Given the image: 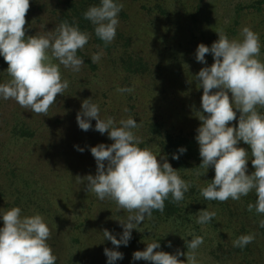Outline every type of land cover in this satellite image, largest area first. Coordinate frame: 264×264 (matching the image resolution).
Instances as JSON below:
<instances>
[{
    "label": "rangeland",
    "instance_id": "obj_1",
    "mask_svg": "<svg viewBox=\"0 0 264 264\" xmlns=\"http://www.w3.org/2000/svg\"><path fill=\"white\" fill-rule=\"evenodd\" d=\"M44 1L30 0L26 36L54 31V19ZM256 1L115 0L123 4L115 39L107 46L86 44L79 50L90 59L102 52L97 63L83 64L79 72L61 66L69 87L57 96L47 116L24 109L15 100L0 98V213L18 206L22 216L41 214L51 230L47 243L57 257L56 264H108L105 248L123 253V259L114 264H152L133 260V253L145 250L154 241L160 244L155 251L186 252L189 227L182 230L170 222L151 225L148 218L132 230L127 246L121 244L117 248L104 239L105 229L120 239V221L126 220L129 213L119 210L111 199L101 201L88 192L83 178L94 176L97 171L91 147L100 143L111 145L113 141L108 133L95 130V119L91 120L90 130H81L76 116L82 102L91 98L99 105L102 119L111 116L118 123L129 116L134 118L140 125L133 131L142 141L141 148L154 153V138L158 135L155 126L161 133L192 138L199 148L195 137L201 124L197 112L203 111V89L195 76L214 60L209 53L205 56L206 64L198 62L197 47L201 43L211 47L218 40V33L229 39H242L241 30L249 27L259 35V58L264 62V5L259 6L260 10L245 8V4ZM7 68L0 55V83L10 79ZM123 87L134 91H117ZM125 108L129 111L125 112ZM257 110L264 114V108L258 106ZM239 115L237 110V119L229 126H238ZM21 131L29 134L21 135ZM238 146L250 151L243 141ZM254 170L250 159L247 174ZM208 172L214 178V168L210 166ZM255 202L253 190L239 201L230 199L229 205L233 214L240 210L248 212L250 224L258 226L264 215L256 214L255 209L247 210V205ZM252 233L255 232L251 230L249 234ZM255 241L264 245L263 235ZM196 251L198 264H212L213 256L205 243ZM178 259L186 262V256ZM242 263L239 255L230 256V264Z\"/></svg>",
    "mask_w": 264,
    "mask_h": 264
},
{
    "label": "clouds",
    "instance_id": "obj_2",
    "mask_svg": "<svg viewBox=\"0 0 264 264\" xmlns=\"http://www.w3.org/2000/svg\"><path fill=\"white\" fill-rule=\"evenodd\" d=\"M29 9L30 0H0V55L8 64L6 72L10 77L0 83V98L15 100L20 107L47 116L57 96L63 95L69 87L61 66L73 72L81 70L85 62L77 53L88 43L90 35L64 20L54 31L26 36ZM122 9L123 4L115 0H100L83 13L84 19L94 26L95 36L105 46L115 39ZM240 35L242 39H229L226 34L218 33L219 38L211 47L201 43L196 50L198 62L206 64L205 56L209 53L214 60L195 76L197 85L203 89V111L197 112L201 124L195 137L202 159L198 168L207 172L211 166L215 173L207 186L200 189V195L207 201L223 203L229 199L239 201L254 190L256 202L249 203L247 210L255 209L256 214L264 215V114L257 110L258 106L264 108V62L259 58V35L249 27H244ZM102 54H93L92 63H97ZM117 91L131 93L134 89L123 87ZM237 110L240 113L238 126H229L237 119ZM92 119L96 120L95 130L108 133L113 143L91 147L97 171L83 180L87 181V191L99 200L109 198L119 210L129 213L126 220H119L123 227L120 239L107 229L103 231L104 239L117 248L121 244L127 246L133 229L146 218L151 219L154 211L163 213L170 196L177 204L183 201L191 184L180 177L166 157L158 159L151 149L139 147L142 141L133 129L140 125L131 116L118 123L111 116L102 119L99 105L89 98L82 102L76 120L81 130L88 131L92 128ZM240 141L248 145L250 151L238 146ZM77 150L84 151L78 147ZM178 151L183 154L186 148ZM172 158L178 160L179 155L173 154ZM250 159L255 170L249 175ZM76 179L82 181L79 176ZM21 211L17 206L0 213L3 219L0 264H56L57 257L47 243L51 230L43 216L39 213L22 216ZM215 216V211L201 210L196 223L205 225ZM259 226L264 228V219L259 221ZM254 239V234L240 235L232 242L233 247L243 249ZM203 243L202 236H194L186 241V252L177 250L176 254H170L155 251L160 244L154 241L148 243L145 250L135 251L133 260L152 264H198L196 250ZM104 254L108 264L123 259V253L108 248L104 249ZM179 256H186V262L178 259Z\"/></svg>",
    "mask_w": 264,
    "mask_h": 264
},
{
    "label": "trees",
    "instance_id": "obj_3",
    "mask_svg": "<svg viewBox=\"0 0 264 264\" xmlns=\"http://www.w3.org/2000/svg\"><path fill=\"white\" fill-rule=\"evenodd\" d=\"M44 2L48 5L49 15H52L56 26L67 20L70 24L78 25L81 31L89 33L90 39L87 44H93L96 47L104 45L103 41L95 36L94 26L83 16L90 6L98 5L100 0H45ZM261 5H264V0L245 4V8L260 10ZM43 13L45 12L43 11ZM77 55L84 59V64L92 65L91 59L84 53L78 50ZM158 129L159 127L155 126L154 130L158 132V135L154 138V153L158 159L166 157L172 167L178 171L180 177L189 182L191 187L185 193L184 200L178 204L173 202L170 196L165 201L163 213L154 211L149 223L151 225L161 222L175 223V226L182 230L189 227L191 235L187 236V241H190L194 235L203 236L208 253L213 256L212 264H230V256L238 255L242 264H264L262 254L264 245L256 242L255 239V242H251L243 249L233 247L232 243L240 235L249 234L251 230L255 232L252 233L255 238L262 237V235L264 237V228L259 225H251L250 220L252 221V219L244 210L233 214L229 205L230 199L221 203L207 201L200 195V189L206 187L213 176L208 174L209 169L206 172L205 169L198 168L202 159L195 140L169 132L161 133ZM27 133L29 134V132L21 131V135ZM181 147L186 148V152L183 154L178 151ZM173 154L179 155V159H173ZM205 209L215 211L216 216L209 223L202 225L201 229V225L196 223V219L199 211ZM186 220H188V224Z\"/></svg>",
    "mask_w": 264,
    "mask_h": 264
}]
</instances>
